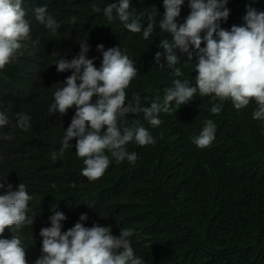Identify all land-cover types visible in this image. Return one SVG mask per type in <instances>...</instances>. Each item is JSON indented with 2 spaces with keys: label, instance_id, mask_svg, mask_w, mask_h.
Wrapping results in <instances>:
<instances>
[{
  "label": "trees",
  "instance_id": "16d2710c",
  "mask_svg": "<svg viewBox=\"0 0 264 264\" xmlns=\"http://www.w3.org/2000/svg\"><path fill=\"white\" fill-rule=\"evenodd\" d=\"M109 3L118 0H22L26 15L47 6L60 27L52 35L43 24L33 22L32 42L39 38V44H33L34 61L32 52L22 49L23 55L0 71V108L10 118L0 130V156L12 148L20 154L12 189L25 184L32 197L30 208L35 215L43 214L42 219H49V208L62 204L75 218L89 213L83 222L86 227L94 223L111 227L117 237L122 229L132 230L134 254L144 264H264V121L253 119L258 107L254 100L239 111L226 100L222 111L212 114L213 104L221 101L197 92L176 113H161L158 127L144 120L142 112L129 114L128 125L139 121L156 143H129L127 150L138 157L134 165L127 160L117 163L106 153L113 166L94 183L81 178L83 160L71 148L52 159L53 151L59 154L76 111L73 107L66 115L49 113L54 92L71 75L70 71L58 73L54 62L77 57L80 42L89 44L87 57L95 58L97 68L102 63L97 45L103 44L105 50L119 45L127 49L139 70L126 89L127 100L139 94L143 107L156 98L162 101L164 90L177 78L173 70L155 61L160 40L172 39L158 24L164 14L163 0H131L135 14H145L144 27L147 13L155 8L158 12L156 28L147 40L142 32L131 33L118 20L109 23L103 14ZM93 4L101 9L99 13L92 11ZM248 6L264 11V0H229L230 15L220 26L230 30L243 25ZM190 11L189 0H184L177 23H183ZM175 51L179 63L174 67L183 72L179 79L196 86V56L188 61L186 53ZM18 112L31 116L28 131L14 126ZM209 119L216 125L215 139L201 149L193 138ZM8 133L14 137L11 141L3 139ZM69 143L74 147L76 141ZM62 224V231L68 230ZM31 229L9 231L0 238L11 239L13 233L27 237ZM40 255L26 256L27 264H34Z\"/></svg>",
  "mask_w": 264,
  "mask_h": 264
},
{
  "label": "clouds",
  "instance_id": "9594fccd",
  "mask_svg": "<svg viewBox=\"0 0 264 264\" xmlns=\"http://www.w3.org/2000/svg\"><path fill=\"white\" fill-rule=\"evenodd\" d=\"M228 3L229 0H189L191 11L184 22L178 24L184 0H163L164 14L158 24L172 39L160 40L155 61L157 64L161 61L162 66L173 70L172 74L177 78L164 90L162 101L156 98L149 107L141 105V97L136 93L132 100H127L126 89L139 70L126 48L119 45L105 50L103 44L97 45V51L102 55L99 68L94 64L95 58L87 57L90 51L87 41L80 42L77 57L70 61L66 58L56 60L57 72L70 71L71 75L54 92L49 113L53 115L58 111L66 115L73 107L76 111L62 138L59 154L53 151L52 159L71 148L75 156L83 160L81 178L91 183L104 178L113 166L109 165L111 160L106 153H110L117 163L127 160L134 165L137 154L129 152L127 145L132 142L140 146L154 145L156 141L139 121L128 125L125 118L142 112L144 120L158 127L162 123L161 113H176L181 105L190 103L197 92L200 96H211L213 101H221L213 104L212 114L222 111L223 101L231 100L239 111L254 100L258 107L253 112V119L264 121V11L248 6L244 24L226 30L219 22L227 21L230 15ZM92 11L99 13L101 9L93 4ZM34 14L26 15L22 0H0V71L12 64L18 55H23L25 46L35 55L33 44H39V38L32 42L33 22L43 24L52 35L57 33L60 24L48 14L47 6L35 8ZM103 14L109 23L118 20L129 32H142L145 40L157 25L156 8L147 13V27H144L141 21L145 14L136 15L131 0L109 3ZM202 43L206 46L202 47ZM176 49L186 53L188 61L196 56V86H191L187 79H179L183 72L174 67L179 63ZM30 121L29 114L18 112L14 126L28 131ZM9 123L7 112L0 108V130ZM215 132V123L206 120L193 143L198 148H207L214 141ZM13 138L11 133L3 137L8 141ZM73 139L76 141L74 147L69 143ZM18 155L12 148L0 156V236L40 223L50 226L42 227L39 238L32 241L34 252L41 247V255L34 264H144L134 254L130 229H122L117 237L112 234L111 227L95 223L86 227L83 222L88 220L89 213L75 218L67 214L62 204L57 206L58 209L47 210L49 219H42L43 214L35 215L30 208L32 197L27 186L19 183L14 191L10 185ZM62 223L66 224L67 231H62ZM0 264H27L26 252L18 236L0 238Z\"/></svg>",
  "mask_w": 264,
  "mask_h": 264
},
{
  "label": "bare ground",
  "instance_id": "6f19581e",
  "mask_svg": "<svg viewBox=\"0 0 264 264\" xmlns=\"http://www.w3.org/2000/svg\"><path fill=\"white\" fill-rule=\"evenodd\" d=\"M43 1V0H42ZM25 7H27V6H25ZM35 9V8H34ZM34 9H32V11L34 10ZM25 10H26V8H25ZM28 10H30V9H28ZM30 12V11H29ZM27 15H28V13H27ZM236 21V20H235ZM238 23V22H237ZM240 24V23H239ZM238 24V25H239ZM244 24V23H243ZM241 26V25H240ZM33 41H34V39H33ZM23 50H24V52L25 53H27L26 52V46L23 48ZM36 50V49H35ZM36 53V52H35ZM36 56V55H35ZM31 59H32V61H34V59H35V57H34V54H32L31 55ZM36 61V60H35ZM36 65V64H35ZM32 68H33V66H32ZM35 68V67H34ZM34 72V71H33ZM36 72V71H35ZM33 75H35V74H33ZM42 227H50V226H48V225H45V224H42V223H40V224H38L36 227H34V228H32L31 230H29L28 231V236L27 237H23V236H25V235H18V234H15V233H13V236H18L20 239H21V241H22V247H24V249H25V252H26V256H32V255H36V254H39V253H41V247H39L38 249H39V251L36 253V252H34V250H35V246H34V244H32V241L35 239V238H39V236H40V230H41V228ZM26 231V230H25ZM64 231H67V230H64ZM27 233V232H26ZM3 235H5V234H3ZM2 235V236H3ZM12 236V237H13Z\"/></svg>",
  "mask_w": 264,
  "mask_h": 264
}]
</instances>
